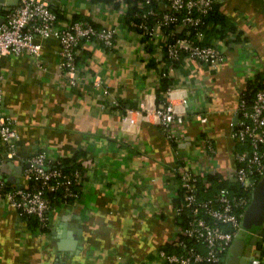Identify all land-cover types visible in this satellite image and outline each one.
<instances>
[{
	"label": "crops",
	"instance_id": "0c3cea01",
	"mask_svg": "<svg viewBox=\"0 0 264 264\" xmlns=\"http://www.w3.org/2000/svg\"><path fill=\"white\" fill-rule=\"evenodd\" d=\"M126 1L51 0L59 23L87 17L115 29L111 46L80 40L76 86L57 65L59 43L52 36L40 39L38 58H0L2 113L18 133L14 155L0 160V174L22 186L21 166L40 149L50 158L76 154L83 173L79 197L54 204L44 228L0 199V264H160L157 250L174 237L179 192L173 169L179 160L154 114L158 70L167 62L162 43L147 45L126 21ZM214 1L224 23H215L216 32L203 30L201 39L215 44L224 59L210 66L182 54L160 93L161 102L170 99L185 110L177 149L225 175L240 147L231 136L239 92L257 73L264 86V0ZM95 75L106 93L92 83ZM127 109H141L143 117L134 114L129 123ZM202 137L214 146L209 158ZM261 250L254 247L252 264H264Z\"/></svg>",
	"mask_w": 264,
	"mask_h": 264
},
{
	"label": "built area",
	"instance_id": "2783aa9c",
	"mask_svg": "<svg viewBox=\"0 0 264 264\" xmlns=\"http://www.w3.org/2000/svg\"><path fill=\"white\" fill-rule=\"evenodd\" d=\"M143 2L148 5L147 9L137 13V19L130 25L141 38L145 37L146 44L157 39L162 43L167 64L159 68V78L169 76L182 54L210 66L224 59L215 44L200 42L204 16L214 0L137 1L139 5ZM191 29H194L193 35ZM114 34L113 27H98L83 19L59 23L51 0H17L0 23V58L21 53L38 58L40 39L52 36L59 43L57 65L68 82L76 86L80 82L77 66L80 40H95L107 47L113 44ZM2 77L0 70V82ZM92 83L107 92V86L98 75L93 77ZM172 93V88L167 89L166 96L169 98ZM2 100L0 86V160L3 155L7 158L14 155L18 138L13 119L2 113ZM115 102L112 99V103ZM235 112L237 120L232 124L231 136L240 147L234 153V166L220 175V179L237 184L239 190L228 186L213 190L209 176L218 171L213 166L197 163L194 155L177 149L181 138L178 128L184 123L185 110L179 111L170 99H164L154 109L157 123L173 142L179 160L173 169L179 192L173 207L175 234L167 242L174 249L160 247L157 250L160 264H220L231 243L244 229L242 216L250 202L252 188L264 175V86L252 93L242 89ZM134 114L143 117L141 109H127L124 120L134 123ZM200 142L203 155L209 158L215 152L212 142L205 137ZM21 170L26 180L22 186H15L0 174V199L16 208L23 217L34 216L39 228L47 226L49 212L57 201L75 199L81 193V169L65 168L59 158H50L43 149L31 154Z\"/></svg>",
	"mask_w": 264,
	"mask_h": 264
},
{
	"label": "water",
	"instance_id": "95a60500",
	"mask_svg": "<svg viewBox=\"0 0 264 264\" xmlns=\"http://www.w3.org/2000/svg\"><path fill=\"white\" fill-rule=\"evenodd\" d=\"M16 3L17 0H0V23L5 18L3 12L9 11ZM236 120L237 115L234 116L232 123ZM242 225L247 231L246 237L232 242L224 264H252L254 247L264 248V175L252 188L250 202L242 216Z\"/></svg>",
	"mask_w": 264,
	"mask_h": 264
},
{
	"label": "trees",
	"instance_id": "16d2710c",
	"mask_svg": "<svg viewBox=\"0 0 264 264\" xmlns=\"http://www.w3.org/2000/svg\"><path fill=\"white\" fill-rule=\"evenodd\" d=\"M107 2V0H104ZM138 0H127L126 1V11H125V18H126V21L130 24V22L133 20V19H137V16L136 14L139 13V12H142L144 10L147 9L148 5L146 3L143 2V4L139 5L137 3ZM218 3L216 1H214L213 3V6L212 8L210 9V11L207 13L206 16H204V24L202 25V28L204 30L205 33L207 32H216L217 31V27L215 25V23H219L220 26L223 25L224 23V17L221 13L218 12ZM75 19H83V20H87V21H90L92 22L94 25H96L91 19L87 18V17H75L73 18V20ZM208 23H213V27H210V28H207L208 26ZM222 31V28L219 29ZM191 32V35L194 34V29H191L190 30ZM220 35H222V33H220V31L218 32ZM205 37V35H204ZM144 38L145 37H142L143 41H144ZM201 43L203 44H210L209 41H204L203 39H201L200 41ZM151 43V42H150ZM149 44V43H148ZM147 44V45H148ZM178 61H176L174 63V65L177 63ZM168 78L167 77H161L160 78V88L159 90H157V93H156V104H159L162 99H163V96H161V93L160 91L161 90H165V88L167 87L168 85ZM263 86L262 84V76L260 73H257L252 80H248L247 81V85L245 87L246 91L249 92V93H252V91L258 87H261ZM60 160H61V163L64 165L65 168H72V167H78L80 165V161L77 160V156L76 154H74L72 157H58ZM221 174L220 173H216L214 175H210L209 176V179H211L212 181V189L215 190L217 187H220V186H228L230 188H233L235 190H239V186L237 184H234V183H229L228 181H226L225 179H220V176ZM179 197L175 199V203L178 201ZM66 200H70L69 199H66ZM72 200V199H71ZM60 201H57L56 203H59ZM27 219L28 222H32L33 223V226H36L38 227V223H37V220L34 216L32 215H28L25 217ZM263 228H264V225H263ZM263 241H264V237H263ZM161 247L167 249V250H173L174 249V246L170 243H165L164 245H162ZM261 252L263 253L264 255V248H262ZM222 262V261H221ZM220 262V264H222Z\"/></svg>",
	"mask_w": 264,
	"mask_h": 264
},
{
	"label": "rangeland",
	"instance_id": "374dc122",
	"mask_svg": "<svg viewBox=\"0 0 264 264\" xmlns=\"http://www.w3.org/2000/svg\"><path fill=\"white\" fill-rule=\"evenodd\" d=\"M238 235H240V236H242V235H246L245 230L243 231V229H241ZM248 249H250V248L248 247ZM249 252H250V251H249ZM251 258H252V256H250V259H251Z\"/></svg>",
	"mask_w": 264,
	"mask_h": 264
},
{
	"label": "flooded vegetation",
	"instance_id": "af4514ba",
	"mask_svg": "<svg viewBox=\"0 0 264 264\" xmlns=\"http://www.w3.org/2000/svg\"><path fill=\"white\" fill-rule=\"evenodd\" d=\"M6 13H7V12L4 11V12H3V15H6Z\"/></svg>",
	"mask_w": 264,
	"mask_h": 264
}]
</instances>
